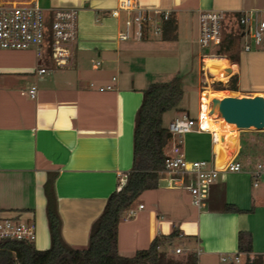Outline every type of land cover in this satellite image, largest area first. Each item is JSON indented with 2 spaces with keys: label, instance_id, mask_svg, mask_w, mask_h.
<instances>
[{
  "label": "crops",
  "instance_id": "crops-1",
  "mask_svg": "<svg viewBox=\"0 0 264 264\" xmlns=\"http://www.w3.org/2000/svg\"><path fill=\"white\" fill-rule=\"evenodd\" d=\"M30 1L0 0V3ZM36 1L45 8L79 7V36L71 63L56 67L47 56L43 63L48 72L43 75L36 74V55L34 59L19 60L11 58L10 49L0 48V216L34 222L37 227L35 245L45 249L49 244L45 183L51 174H56L55 191L63 237L73 247L83 249L89 243L92 223L102 212L108 197L127 181L133 170L135 115L142 103L143 91L159 81L157 77L162 74L159 71L165 59L173 55L178 61L177 69L181 70L193 68V59L198 62L200 100L203 88L204 92L222 91L213 90L211 79L208 85L202 83V72L211 57L204 58L201 52L196 56L189 47L193 39L198 43L199 11L227 10L231 17L228 31V28H239L232 17L241 11L264 13V0H136L157 20L164 10L171 11V16L163 21L161 35L147 32L143 39L133 35L127 40H121L119 35L126 18L133 13L124 11L117 17L106 14L117 7L118 0ZM168 22L173 30L166 38L163 32ZM242 39L245 45H256L250 43L244 30ZM97 61L100 65L93 68ZM231 65H236L235 69L231 67L234 76L238 63L231 57L220 58L217 66ZM208 70L214 77L213 70ZM33 84L38 87L35 98L28 92ZM109 84L112 89L99 90ZM256 94H264V90H252L243 95ZM212 96L218 95L211 94L210 99ZM184 98L185 92L178 106L180 114L186 110L181 106ZM168 112L163 116L165 126ZM180 114L173 115L170 121ZM225 129H218L219 135H226L220 144H214L207 131L182 137L186 142L187 158L211 160L215 157L220 167L231 157L237 160L241 133L236 130L229 135L224 133ZM191 134L200 135V138ZM230 147L234 148V153L226 159ZM170 150L171 144H168L165 151ZM244 167L239 172L220 174L210 187L204 209L195 206L186 189L159 184L166 191L161 192L158 187L143 192L139 198H148L150 208L146 209L142 201L135 202L133 206L143 204L144 207L137 210L139 213L132 221V217H125L123 223L120 222V252L130 255L147 248L157 235L173 232L172 227H177V223L196 221L200 230L197 243L192 246V242L186 240L184 248V252L196 254V264H221L222 254L239 253L240 231L252 234L250 255L264 257V207L261 205L264 197L261 198V192V196L255 197L253 192L264 180L255 187L251 166ZM262 194L264 196V192ZM226 205L237 206L241 211H227ZM195 207L198 215L205 216L206 226L212 227L214 216L222 217L217 224L223 233L222 240H203L201 218L194 217ZM212 211L220 213L212 215ZM206 212L208 215H203Z\"/></svg>",
  "mask_w": 264,
  "mask_h": 264
},
{
  "label": "built area",
  "instance_id": "built-area-1",
  "mask_svg": "<svg viewBox=\"0 0 264 264\" xmlns=\"http://www.w3.org/2000/svg\"><path fill=\"white\" fill-rule=\"evenodd\" d=\"M79 7L55 6L45 8L36 0L30 2H1L0 3V48L3 49H33L37 59L36 74L43 75L48 72L43 60L49 56L56 67L69 65L74 57V46L79 36ZM133 13L124 22V28L120 31L121 40L130 39L133 35L137 39H143L146 33L153 35L162 34V23L170 19L171 11L164 10L160 13V19L153 18L149 10L138 5L136 0H118L116 8L106 14L117 17L121 12ZM198 44L200 48L215 47L219 45L227 30V24L231 17L225 9H210L199 11ZM238 27L249 35L256 45L264 41V18L261 11H241L232 17ZM251 45L246 44L245 50L250 51ZM204 58L207 55L203 56ZM205 61V59H204ZM100 61L92 67L97 68ZM226 67L225 69H227ZM234 74L232 69L231 76ZM212 78L206 66L202 72V83L208 85ZM212 83V82H211ZM112 85L99 87L100 91L112 89ZM202 89L200 110L198 118L192 117L188 112H183L173 118L168 125L172 135L171 150L166 152L164 167L159 171V184L168 188H181L189 191L193 203L199 209L207 206L210 187L219 178L222 172H239L244 165L231 157L227 163L220 167L215 159L190 160L187 158L183 146L182 137L192 132L207 131L212 136L214 144L223 142L218 130L208 129L203 125V101ZM30 96H37L38 87L33 84L28 90ZM210 113V102L208 103ZM223 119V118H221ZM253 185L258 187L264 180V161H259L250 169ZM120 187L119 189H121ZM140 204L132 206L125 217H132L137 210L143 208ZM124 217V219H125ZM37 239V227L34 222H25L16 218L0 216V247L9 241L35 242ZM177 253L184 252V248L177 247ZM197 255L200 251L196 252ZM242 253H225L220 257L221 264H239ZM252 259V256L250 255Z\"/></svg>",
  "mask_w": 264,
  "mask_h": 264
},
{
  "label": "trees",
  "instance_id": "trees-1",
  "mask_svg": "<svg viewBox=\"0 0 264 264\" xmlns=\"http://www.w3.org/2000/svg\"><path fill=\"white\" fill-rule=\"evenodd\" d=\"M172 30L173 25L166 23L163 36L168 38ZM241 36L239 28H230L210 57H231L237 62ZM236 81L234 75L229 82L235 86ZM218 83L220 86L217 89H222V82ZM183 96V78L179 75L167 82L152 83L143 91V100L135 117L133 170L125 185L110 194L102 212L92 223L86 248H75L63 237L55 191L56 174H51L45 183L50 248L38 249L35 242L9 241L0 247V264H196L197 257L193 252L169 251L168 248L180 236L178 228L169 234L157 235L147 248L138 249L130 255H124L119 250V224L125 214L143 192L159 187V171L164 167L165 150L172 138L163 123V116L178 108ZM226 210L241 211L234 205H226ZM251 252L252 234L240 231L239 253L247 255L245 264H264L262 255H254L251 259Z\"/></svg>",
  "mask_w": 264,
  "mask_h": 264
},
{
  "label": "rangeland",
  "instance_id": "rangeland-1",
  "mask_svg": "<svg viewBox=\"0 0 264 264\" xmlns=\"http://www.w3.org/2000/svg\"><path fill=\"white\" fill-rule=\"evenodd\" d=\"M261 17L264 18V13H261ZM247 36L249 39L250 36L249 35ZM192 38H194V35L192 36ZM193 40H192L193 42H191L189 46L191 49V53L195 54L196 56L200 52H201L200 55H208V56L214 55L216 46L207 47V48L202 49L199 47L195 39ZM250 43H254V41L251 39ZM10 50H11V58H14V59H19V60L20 59H34L35 57L34 56L35 51L30 48L22 49V50H18V49H10ZM23 53H27L28 55L27 56L22 55ZM172 56L173 55H170L169 57H167V59H165V61L161 64L159 72L162 74L159 75V77H157L158 78L157 80H159L158 82H167L173 79V77L177 75L182 76L185 98L181 106L186 108L185 112H188V113L190 112V115L192 117L198 118V114L200 110V101H201L199 99V91H198V83H199V78H200L199 72L197 70L198 62L193 59V62H194L193 68L191 69L182 68L181 70V69H177L178 61ZM237 63H238V71L236 74L237 81L236 83H234L235 86H233L232 84L233 82L231 83L229 82L231 79V77H229L231 73L229 74L224 73L223 77L225 78V80L218 79L212 76L211 78L212 83L210 84V86L213 88V90H222V91L226 90L227 91V93H225L226 95H233V96H244L243 94L245 92H249V91L257 90V89L264 90V41L260 45H254V47H252V50L246 51L245 50V40L242 39L240 57ZM218 82H222V85H221L223 87L222 89H217L220 86ZM178 108H175L169 111L165 115L166 127H168L170 118L173 117V115L177 113L180 114V112H182ZM238 133H241V135L239 138V150L240 151H239V154L237 155V160H239L244 166H247L248 168L250 166H251L250 168H254L259 161H264V131L248 130V131H240ZM191 135L193 137L197 136L198 138H200V135H197V134H191ZM207 143L208 141L206 142V144ZM183 146H186V142L184 140H183ZM233 149L234 148L230 147L228 150H233ZM158 190L161 192L166 191V189L162 187L161 188L159 187ZM253 192H254L255 197L257 196L259 197L262 195L261 198H263L264 196L262 193L264 192V184H262L259 188L254 189ZM259 192H261V195H259ZM184 194L185 196H188V197L190 195L187 191H184ZM148 200H149L148 198L147 199L138 198V200L136 201V204L142 201L143 204L146 206V209H148L150 208ZM219 204L221 205L222 203L220 202ZM261 205L262 207H264L263 200H262ZM195 211H196V214L194 215L195 219L199 217L201 218L202 231L200 234H202L203 240L204 241L207 240L209 242H215L216 240H222L223 233L221 232L220 226L217 225L220 223V221H222V217L220 215L214 216V220H212L213 225L212 227H209V226H206V220L203 218L205 216L202 217V214L201 216L198 215V210L196 207H195ZM138 213L132 216L131 221L133 220L134 217L138 215ZM208 213L209 212L203 213V215H208ZM211 213H213L212 215H215L220 212L212 211ZM156 219L158 220L157 217ZM122 223L123 221H121V224ZM172 228L173 230L175 228H178L180 230V236L175 240L174 244L168 248L169 251H174L177 247L185 248V246H187L186 240H190V242H192L191 243L192 246H194L197 243V236L199 235L198 233L200 232V230L198 229V224L196 221H193V222L190 221L184 224L177 223V227H172ZM46 230L49 236V244L46 248H50L51 234H50V229H49L48 218H47V223H46ZM189 248L191 247L189 246ZM246 259H247V256L242 255L241 256L242 261L240 262V264H245Z\"/></svg>",
  "mask_w": 264,
  "mask_h": 264
},
{
  "label": "water",
  "instance_id": "water-1",
  "mask_svg": "<svg viewBox=\"0 0 264 264\" xmlns=\"http://www.w3.org/2000/svg\"><path fill=\"white\" fill-rule=\"evenodd\" d=\"M231 72L232 68L230 67L225 71L226 74ZM216 110L219 112L217 117L224 120L222 125L228 126L224 133L231 135L236 130L238 132L248 130L264 131V94L213 97L210 101V113L213 114ZM225 139L226 135L224 134L222 140L225 141ZM233 153V150H229L225 158L229 159ZM125 183L126 180L121 187Z\"/></svg>",
  "mask_w": 264,
  "mask_h": 264
},
{
  "label": "bare ground",
  "instance_id": "bare-ground-1",
  "mask_svg": "<svg viewBox=\"0 0 264 264\" xmlns=\"http://www.w3.org/2000/svg\"><path fill=\"white\" fill-rule=\"evenodd\" d=\"M220 62V58H211V59H208L206 61V66L213 70V73H214V77L215 78H218V79H222V80H225V78L223 77V74L225 73L226 69L225 67H221L219 68L217 65L218 63ZM233 67V69L236 68V65H231L230 68ZM234 71V70H233ZM227 93V91H206L203 93V125L205 127H207L208 129H214V130H218V129H221V128H228L227 125H222L224 124V120H222L221 118L217 117V113L218 110H216L213 114L209 115L208 114V104L207 102L213 98V96L211 97L210 99V95L211 94H218L220 96H214V97H223V95ZM226 95V94H225ZM209 101V102H210ZM222 125V126H221ZM219 132V131H218ZM220 144V142H218Z\"/></svg>",
  "mask_w": 264,
  "mask_h": 264
}]
</instances>
